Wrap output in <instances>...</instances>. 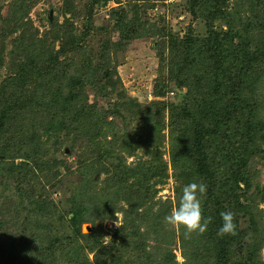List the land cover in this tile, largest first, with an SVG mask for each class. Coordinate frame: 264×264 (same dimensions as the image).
I'll use <instances>...</instances> for the list:
<instances>
[{"label":"trees","instance_id":"1","mask_svg":"<svg viewBox=\"0 0 264 264\" xmlns=\"http://www.w3.org/2000/svg\"><path fill=\"white\" fill-rule=\"evenodd\" d=\"M109 1L90 0V9L86 12L87 22L92 19L93 6ZM188 4L194 20L198 15L204 18L205 33L196 36L194 28L188 25L176 44L174 60L179 72L178 75L173 73L171 78L176 84L175 89H185L186 93L181 100L183 105L179 104L174 112L171 110L173 116L170 127L174 140L170 156L173 176L178 181L173 204L170 199L157 198L158 180L151 181L166 173L167 165L161 158L152 161L139 158L133 167L123 161V151L133 156L134 150L141 148L139 143L143 139L139 136L140 131L124 136L129 122L126 118L120 117L117 121L115 118L121 116L117 113L113 121H108L106 112L98 110L95 102L90 104L87 101L85 87L88 80L96 77L97 72H100L98 75H101V81H105L104 86L100 87L105 91V97L111 99L114 93L122 97V92L118 90L121 81L117 71L114 70L112 75L108 71L101 72V69H94L91 74L85 70L82 76L67 77L59 71L63 60L69 62L68 58H59L66 57L69 52L78 53L83 46V36L89 33L87 22L83 24L86 30L74 36L71 32L73 24L67 17L62 24L50 21L49 30L38 37V31L32 33V23L28 19L31 5L27 0H9L6 7L4 0H0V37L12 38L10 54L14 58L8 66L5 81L0 85V96L4 99L0 101V139L7 141L2 142L0 162L8 173L18 172L27 178L23 183L29 192H21L20 189L23 202L18 206L23 213L26 205L32 203L39 215L34 224H38L40 217L49 219L50 206L53 209L56 206L51 200H36L31 195V189L39 179H43L45 173L44 176L50 174L47 180L50 191L55 186L53 180H56L58 172L54 166L47 164L30 165L27 160L33 159L34 155L27 152V143L33 136L27 137L24 131L19 132V136L10 135L8 127L17 119V112L27 105H36L48 112L47 118L41 119L47 125L46 132L70 131L74 124H84L80 129L81 149L76 160L78 185L67 206L62 207L65 211L56 219L62 220L69 216L67 228L63 229V222L59 223V229L51 235L47 231L49 227L41 229L40 224L33 226L32 223L22 254L25 247L27 252L42 254V264H61L58 258L63 264H95L99 256L106 254H110L113 264H169L166 261L168 255L172 264H177L171 251L179 245L185 264L257 262L258 248L261 240L264 241L261 238L264 235V221L257 212V202H264V188L260 189L259 184L255 183L249 162L260 153L264 160V150L261 148L264 144V122L258 113V105L252 102L249 95L255 93L264 80V17L261 15L258 19L264 8L255 5L260 12L257 14L253 5L248 23L242 31L236 30V33L253 35L247 37L241 34L235 42L233 29H217L214 25L225 14L227 0H188ZM4 8H7V12L3 16L1 12ZM197 9L205 13L195 11ZM118 12L123 13L113 10L111 19ZM125 17L120 16L116 21L119 32H124L122 38L115 43L109 42L120 50L131 40L139 38V35L144 36L136 31H127L135 23L125 22L126 14ZM18 57L25 59L21 61ZM87 63L91 64L90 61ZM62 78L64 80L59 82ZM167 85L165 82H156L154 95L164 97L168 91ZM39 89L45 92L40 94L39 101L34 102L32 99L39 93ZM170 92L172 96L175 93ZM161 104L154 103L163 113L164 107ZM113 106L118 112L125 109L123 103ZM193 115L198 117V121L187 127ZM180 118L184 122L189 121L185 125L188 131L178 129ZM109 129L114 130L111 142L105 136V131ZM149 133L148 138L146 135L144 138L151 143L155 139L152 133L155 132ZM131 142H134L133 147H129ZM22 143L27 145L21 157L23 162L14 164L13 161H6L9 157L14 159L18 156L20 147L23 148ZM70 148L69 151L75 149V146ZM84 151H88L86 156ZM107 157L117 161L113 170L103 162ZM33 168L37 169L38 174L30 177L28 174ZM102 174L105 175L103 179ZM7 180L10 181L9 178ZM193 182L206 184V195L201 200L202 214L213 219L203 235L193 234L186 239L183 228H172L165 223L164 218L173 207H177L183 188ZM20 185L13 187L14 190L19 189ZM225 211L235 214L236 235L218 237L217 231L222 224L220 213ZM119 212L123 216V227L114 234L108 252H104L105 247L100 243L98 235L103 232L104 221L112 219L113 214ZM17 215L21 216L19 212ZM88 223L92 225L93 235L81 231V226ZM242 223L246 225L242 227ZM5 224L0 221V264H12V260L18 264L24 255L18 257L19 254L15 252L18 247L9 246L3 240L7 230ZM17 225L15 223L14 227ZM24 232L22 239L26 237L27 228ZM41 232H46V237ZM16 233L20 234L21 231L18 229ZM148 247L151 249L148 250ZM112 250L115 251L114 255L110 253ZM235 250L236 253L246 251L244 261L235 260ZM88 254L93 255V263L85 259Z\"/></svg>","mask_w":264,"mask_h":264},{"label":"rangeland","instance_id":"2","mask_svg":"<svg viewBox=\"0 0 264 264\" xmlns=\"http://www.w3.org/2000/svg\"><path fill=\"white\" fill-rule=\"evenodd\" d=\"M27 1L31 5L28 19L32 23V33L38 31V37L49 30L50 21L62 24L66 17L73 24V29L71 30L72 35L78 36L86 30L83 24L85 21L87 22L86 12L90 9V0ZM4 2L6 7L9 0H4ZM253 5L256 10L257 8L255 5H258L259 8H264V0H227V4L224 7L225 14L215 22V27L222 30L233 29L232 34L235 42H237V36L239 37L243 33H236V30L239 32L242 31L246 22L248 23ZM113 10L116 12L118 10L123 11V13L118 12V15H114L113 19H111ZM195 11L205 13L200 9ZM6 12L7 8H4L1 13L4 16ZM92 13L93 16L91 21L87 22L89 33L83 36V46L80 47L81 49L78 50V53L69 52L66 57L59 58V60L65 58L69 60V62H66V60L62 61V68L59 71L65 75V77L82 76V72L85 70L91 74L94 69H101V72L108 71L112 75L114 70L117 71L121 81L118 90L122 92L123 96L119 97V95L114 93L111 99L105 97V91L100 89V87L104 86L105 81H101V75H98L100 72H97L95 75L96 77L92 80H88L85 87L84 93L86 94L87 101L90 104L95 102L98 110L106 112L108 121H113L117 113L121 114V116L115 118L117 121H119L120 117L126 118L129 122L127 126L128 130L124 136L127 134L129 135L130 132L140 131L139 136L143 139V141L139 143L141 148L135 149L133 156L126 155V152L123 151L121 153V155L125 157L123 161L126 165L133 167L135 165L134 162L139 158L147 161L161 158L162 162L167 165L165 169L166 173H162L161 177L153 178L151 181L154 182L158 180V185L156 186L158 192L157 198H161L162 200L170 199L174 204V195L177 190L178 181H176V177L173 176L174 169L172 168L170 156V149L172 141L174 140L173 132L170 127L171 118L173 116L171 110L174 112V108H179V104L183 105L181 100L186 93L185 89L181 91L176 90V84L171 78L173 73L178 75L179 72L174 56L176 53L177 41L184 35L188 25L194 28L196 36L204 35V18L202 15H198L195 20L193 19L192 14L189 12L188 0H111L105 4L102 2L97 3L93 6ZM259 13L260 12L257 10V14ZM125 14L127 15L125 22L133 21L135 23L133 27H128L126 30L136 31L138 34H144V36L139 35V38L131 40L123 47V50H120L118 46H112L109 42L115 43L122 38L124 32H119L116 21L120 16L125 17ZM261 15L264 17V11L260 13L258 19ZM48 18H50V20ZM255 31L258 32V30ZM243 35L250 37L253 33ZM259 38L262 39L261 36ZM11 40L12 38L10 37H0V85L5 81V76L8 74V66L11 64L13 58L10 54L12 50ZM103 46L104 49L102 50ZM21 54L20 52V55ZM19 58L20 57H18V60L21 61L23 58L25 59V57ZM87 61H90L91 64H88L89 62L87 63ZM113 79L114 77L112 80ZM63 80L64 78L59 82ZM159 81L161 84L163 82L168 84V91L164 97H156L153 93V87L155 83ZM170 91H175L173 96L170 94ZM44 92L45 90L39 89V93H36L32 100L34 102L39 101L40 94ZM249 96L253 100L252 102L258 105V113L261 117V121L264 122V80L261 81L256 92ZM1 98L0 96V101H3L4 99ZM155 102H162L160 106L164 107L163 113L154 105ZM122 103L125 104V109H120V112L114 109L113 105ZM153 114H155L154 117ZM156 114H158V116ZM16 116L17 119L8 127V133L17 136L19 132L22 133V131H24L27 133V137L33 136L32 139L28 140L27 152L32 153L34 157H32L33 159L28 158V163H30V165L40 163L42 166H44V164L52 167L54 166L55 170L58 172L56 180H53L55 186L50 189V191H48L49 187L47 185L50 174L44 176L45 173L42 175L43 179H39L31 189V195H34L36 200H51L56 206L54 209L50 206L49 219L40 217L42 222L41 220L38 222V224H40L39 226L42 227L41 229L49 227L47 231L52 235L54 230L59 229V223L63 222V229H66L68 225L67 221H69V216H65L62 220L56 219L60 213L65 211L62 207L67 206L71 194L78 185L76 181L78 179L76 177L77 173H75L77 167L76 160L77 153H79L81 149L79 145L80 129H82L84 124L82 122L74 124L70 131L66 129L60 133L46 132L45 128L47 125L43 123V121L47 118L48 112L38 108L36 105H27L26 108L17 112ZM41 119L44 120L42 121ZM196 120L198 121V117L193 115L192 121L187 126L189 121L184 122L180 118V122H177L179 125L178 129L182 128L188 131L185 125L190 127ZM119 125H121V122H119ZM113 131L114 130L111 129L105 131V136L109 142L113 139ZM149 131L155 132L152 133L155 135V139L151 143L148 141L146 142L147 139L144 138V135L148 138L150 134ZM76 138H78V140H76ZM2 142L5 143L7 141H2L0 139V150H2L1 148L3 147ZM22 146L23 148L20 147L21 151L12 149V151L19 152L18 156L14 159L9 157L6 161H13L14 164L23 162L21 157H23L22 153L24 154L26 152L25 146L27 145L22 143ZM74 146L75 149L69 151V149H71L70 147ZM133 146L134 142H131L129 147ZM261 148L264 150V144L261 145ZM84 152L86 156L88 151ZM261 155L262 153L253 157L249 163H251V170H253V174L255 175L253 176L255 183H258L260 189H263L264 160H262ZM103 162L106 164L107 168L111 170H113L117 164L116 159L111 157L103 159ZM33 174H38L37 169H31L28 176L32 177ZM104 176L105 175L102 174L101 179H103ZM8 178L10 181L7 180ZM24 179L27 178L23 177V175L18 172L8 173L0 162V221L6 223L4 228L7 229L3 240L7 242L9 246L18 247L15 250V252L19 254L18 257L24 255V257H21V261H19L18 264H42L44 262V255H37L29 250L27 252V247L24 248L22 254L23 245L25 244L26 238H28L29 227H31L32 223L33 226H38V224L34 223L36 219H39L38 212H35L36 210L33 209L32 203L26 205V210L23 213L18 206V204L23 202V199L20 198V189L21 192H29L23 183ZM36 179L38 180V178ZM30 181L33 183L35 182L34 179H30ZM15 184H21L19 189L14 190L13 187L18 186ZM23 196H27V194H23ZM24 201H26L25 198ZM257 203V212L262 215L264 221V202L258 201ZM172 209H174V207ZM18 212L21 216L17 215ZM49 221L50 223H48ZM15 223H18L16 227H14ZM53 223L54 229L52 228ZM116 224L120 227H117ZM245 225V223H242V227ZM122 227L123 216L120 212L113 214L112 219L104 221L102 225L103 232L102 234L100 233L101 235H98V237L100 236V243L105 247L103 249L104 252L110 249V245H112L114 241V234ZM25 228H27V234L26 237L22 239L23 236H25L23 235ZM87 228H90V230H87ZM91 228V224H83L81 226V231L83 234H87L88 232L93 235ZM18 229L21 231L20 234L16 233ZM174 229L177 230V228ZM41 235L46 237V232H41ZM261 238L264 240V235H262ZM150 249L151 248L148 247V250ZM258 249L259 253L257 254V262L255 264H264V241L261 240ZM114 252L115 251L112 250L110 253L114 255ZM233 252L235 254V260L242 259V261H244L247 254L246 251L243 253H236L235 250ZM116 253L118 254V252ZM171 253L175 257V262L180 264L181 257L183 256L182 251L179 249V245L174 246ZM111 258L110 254L99 256L95 264H113ZM85 259L92 262L93 255L88 254ZM57 261L63 264L59 258ZM78 261H81V259H78ZM166 261L169 264L173 262L169 255ZM83 262L82 260L81 263ZM11 263L16 264L13 260Z\"/></svg>","mask_w":264,"mask_h":264},{"label":"clouds","instance_id":"3","mask_svg":"<svg viewBox=\"0 0 264 264\" xmlns=\"http://www.w3.org/2000/svg\"><path fill=\"white\" fill-rule=\"evenodd\" d=\"M206 191L207 186L202 182L186 185L182 190L177 207L165 216V223L173 228H183L186 239L191 238L193 234L203 235L213 219L210 216L204 217L202 214L201 200L206 195ZM220 217L222 224L217 231V236L236 235L235 214L232 211H225L220 213ZM117 227L120 226L117 225ZM180 264H185L183 257H181Z\"/></svg>","mask_w":264,"mask_h":264},{"label":"built area","instance_id":"4","mask_svg":"<svg viewBox=\"0 0 264 264\" xmlns=\"http://www.w3.org/2000/svg\"><path fill=\"white\" fill-rule=\"evenodd\" d=\"M170 94L172 95V92H170Z\"/></svg>","mask_w":264,"mask_h":264},{"label":"water","instance_id":"5","mask_svg":"<svg viewBox=\"0 0 264 264\" xmlns=\"http://www.w3.org/2000/svg\"><path fill=\"white\" fill-rule=\"evenodd\" d=\"M88 229L90 230V228H87V230H88Z\"/></svg>","mask_w":264,"mask_h":264}]
</instances>
